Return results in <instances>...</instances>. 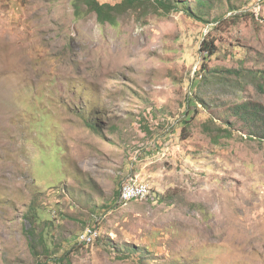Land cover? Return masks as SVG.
I'll list each match as a JSON object with an SVG mask.
<instances>
[{"label": "rangeland", "instance_id": "rangeland-1", "mask_svg": "<svg viewBox=\"0 0 264 264\" xmlns=\"http://www.w3.org/2000/svg\"><path fill=\"white\" fill-rule=\"evenodd\" d=\"M185 3L0 0V264H264V0Z\"/></svg>", "mask_w": 264, "mask_h": 264}, {"label": "trees", "instance_id": "trees-1", "mask_svg": "<svg viewBox=\"0 0 264 264\" xmlns=\"http://www.w3.org/2000/svg\"><path fill=\"white\" fill-rule=\"evenodd\" d=\"M194 1L195 5L193 7L195 9H192L190 4H183V8L193 16H203L206 12V8H210L211 6V0ZM146 2H151V0H118L116 3L102 0H75V8L78 10L81 5H85L89 11L96 13L97 19L100 23L116 24L117 17L120 13L131 8H136L140 4ZM153 4L155 5L156 12L159 11L160 13H162L161 11L164 13H170L173 9L178 7L176 5V0H153ZM200 50L201 52H204V59L210 58L218 51L214 45V41L212 39L206 40L205 38L201 42ZM206 69L207 68L202 65V67H199V69L196 70L197 75L204 73ZM263 87L264 82L262 85H259L260 89ZM231 111L239 119H242L246 126L251 129L250 135H256L257 138L264 140V105L246 101L241 104L233 105ZM115 195L118 200L119 192ZM89 225L92 229H96L98 221L94 220L92 224ZM45 249L50 250L48 247Z\"/></svg>", "mask_w": 264, "mask_h": 264}, {"label": "bare ground", "instance_id": "bare-ground-1", "mask_svg": "<svg viewBox=\"0 0 264 264\" xmlns=\"http://www.w3.org/2000/svg\"><path fill=\"white\" fill-rule=\"evenodd\" d=\"M119 195H125L119 199V202L124 204L132 200L143 199L150 195L149 185L142 181L128 180L122 184ZM87 227V230H85L82 234V236L85 237H82V239L86 240L87 242H91L93 239V234H96V230L92 229L91 226Z\"/></svg>", "mask_w": 264, "mask_h": 264}, {"label": "built area", "instance_id": "built-area-1", "mask_svg": "<svg viewBox=\"0 0 264 264\" xmlns=\"http://www.w3.org/2000/svg\"><path fill=\"white\" fill-rule=\"evenodd\" d=\"M122 196H125V195H119V196H118V200L121 199ZM83 237H85V236H83Z\"/></svg>", "mask_w": 264, "mask_h": 264}]
</instances>
